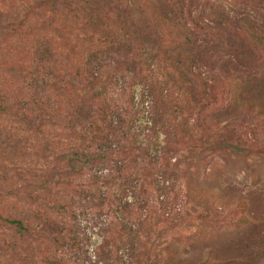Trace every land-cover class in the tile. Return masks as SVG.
I'll return each instance as SVG.
<instances>
[{"label":"trees","instance_id":"trees-1","mask_svg":"<svg viewBox=\"0 0 264 264\" xmlns=\"http://www.w3.org/2000/svg\"><path fill=\"white\" fill-rule=\"evenodd\" d=\"M232 15L213 0H0V264H264L248 217L264 189L237 202L211 164L264 155L234 128L243 114L263 128L264 69L202 114L217 104L205 57L246 44L264 63V23ZM233 208L255 236L231 233Z\"/></svg>","mask_w":264,"mask_h":264},{"label":"rangeland","instance_id":"rangeland-1","mask_svg":"<svg viewBox=\"0 0 264 264\" xmlns=\"http://www.w3.org/2000/svg\"><path fill=\"white\" fill-rule=\"evenodd\" d=\"M216 5L221 6L225 12L228 14L230 18L233 17V12L244 10L249 13V16L255 18V20L264 23V0H213ZM232 9V10H231ZM201 37V36H200ZM221 53L213 58L207 59L204 58L200 64H198L197 70L199 72H204V75L207 76L205 81L210 84V82H214L216 84V89L213 90V94L215 98H217V104H209L206 111L202 112H215L221 108H225L227 106L228 96H229V86L231 82V78L235 75H245V76H256L261 73L264 69L263 61L255 55H251L249 52L248 45L244 44L242 53L247 52V55H243L241 57L229 58V62L226 63L227 57L225 56V48H220ZM211 80V81H210ZM137 88V87H136ZM135 88V89H136ZM203 91V89H202ZM137 96V89L135 91V97ZM217 96V97H216ZM189 125L192 124V119L189 118ZM219 125L225 123V120H220ZM259 126L254 119V117L250 114H243L239 119L235 120L234 128H237V140L242 142H249L253 139H257V141H264V126L263 128H258ZM158 141H161L162 135L157 134ZM253 158L248 157L247 160L252 163L245 162L242 157H232L231 159H227V163L223 168L222 160L219 158H214L211 161V164L214 166H222V170H224L225 176L229 177L233 182L234 186L238 185L236 188L242 189V192H235V199L237 202H242L244 199H237L238 197H243L248 191L257 192L260 189H264V155ZM264 193V191H263ZM254 198V197H253ZM245 203V202H244ZM247 208L248 205L252 208L250 211L254 210L257 213L262 211V204L257 203L255 198L250 200H246ZM234 207V206H232ZM2 209V208H1ZM0 209V213L3 210ZM232 214H230V219L232 220V225L230 224L229 229L234 236H239L246 232L249 236L253 237L258 232L248 227L245 231H242L241 224L239 223L240 217L243 216L241 211L232 209ZM94 216L91 214L82 216L80 219V226L84 228L85 235L89 238V240L85 244V250L88 251V254H92V251L98 245L99 236L97 227L92 226ZM248 217L252 218V220L256 221L257 224H261L260 233H264V214L253 217V213L249 212ZM98 218L96 221H99ZM1 231V229H0Z\"/></svg>","mask_w":264,"mask_h":264}]
</instances>
